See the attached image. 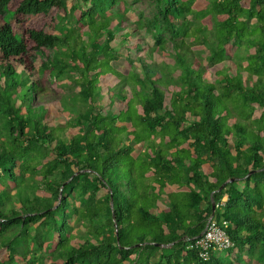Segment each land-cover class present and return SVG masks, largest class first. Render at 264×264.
Listing matches in <instances>:
<instances>
[{
	"label": "trees",
	"instance_id": "16d2710c",
	"mask_svg": "<svg viewBox=\"0 0 264 264\" xmlns=\"http://www.w3.org/2000/svg\"><path fill=\"white\" fill-rule=\"evenodd\" d=\"M153 2L0 0V264H264V0ZM34 52L78 91L34 107ZM225 194L234 246L205 261Z\"/></svg>",
	"mask_w": 264,
	"mask_h": 264
},
{
	"label": "rangeland",
	"instance_id": "374dc122",
	"mask_svg": "<svg viewBox=\"0 0 264 264\" xmlns=\"http://www.w3.org/2000/svg\"><path fill=\"white\" fill-rule=\"evenodd\" d=\"M126 1H127V5L129 8L128 16L131 19H137L140 12H143L146 16H150L152 14V9L154 8L153 0H126ZM61 24L63 27L70 26V25L74 26L73 18L68 15V17L65 18L61 22ZM48 31L54 32L60 36H62V33L64 32L57 27L49 28ZM82 31L83 30L81 29V32ZM146 39L151 40L152 38L149 35ZM118 43L119 45L116 46L117 50H120L122 53H126L125 48L122 46V44H120V40ZM232 50L234 52L235 48H232ZM53 53L54 51H52V54ZM147 53H148L147 50L141 52L142 57L146 58ZM33 57L35 58L34 59L35 64L39 72V67L41 66L42 62L46 61L47 59L43 55H40L37 53L35 54V52L33 53ZM214 70L215 68H213L211 72H213ZM36 77H37L36 79H40L43 85H45V91H43L42 93L36 94L35 98L31 102L34 107L44 106L45 109H47V103L60 102L65 97L72 96V93H76L79 89V86L74 85V82L70 81L69 79H63L60 81L54 77H50L40 72L36 75ZM116 86H118L119 89L124 88L125 90H128V87L126 88V84L123 82L117 83ZM101 94H102L101 103L103 105H107L110 94L108 92H102ZM54 109L56 110L57 108L54 107ZM60 109L63 111L62 105L60 106ZM72 109L76 110L77 108L75 106H72ZM66 119L67 118L65 114L63 113L60 114L59 112H57L55 120L52 122L53 126H58V125L65 126ZM237 120L244 121V119L242 118H238ZM61 135L68 136L69 135L68 129L61 131ZM44 193H45L44 195L49 194L48 192H44ZM164 199H165V195H164ZM76 203L79 204V201H77V199H76ZM80 225H81L80 223L75 224L74 229L72 230L73 234H77L80 231L79 229H81L82 231H85L84 228H78ZM77 239H80V238H77ZM227 252L228 251H225V252L222 251L221 253L223 256H227ZM247 255L248 254L244 252V256L247 257ZM38 256L41 257L40 264H50L53 254H51L49 248L45 247L44 249L38 251Z\"/></svg>",
	"mask_w": 264,
	"mask_h": 264
},
{
	"label": "built area",
	"instance_id": "2783aa9c",
	"mask_svg": "<svg viewBox=\"0 0 264 264\" xmlns=\"http://www.w3.org/2000/svg\"><path fill=\"white\" fill-rule=\"evenodd\" d=\"M229 225L230 222L227 220L218 221L214 215L210 216L202 234L195 237L194 242H191L188 248L197 249L199 256L205 261L210 260L216 252L228 251L234 246L227 231Z\"/></svg>",
	"mask_w": 264,
	"mask_h": 264
},
{
	"label": "crops",
	"instance_id": "0c3cea01",
	"mask_svg": "<svg viewBox=\"0 0 264 264\" xmlns=\"http://www.w3.org/2000/svg\"><path fill=\"white\" fill-rule=\"evenodd\" d=\"M208 167H210L209 165H207ZM243 185V183H239V186H242ZM178 187V185H174V186H172V188L173 189H175V188H177ZM181 189H183V190H189V188H188V186H184V187H182V188H180V189H178V190H181ZM163 198H164V195H163ZM227 199H228V195L227 194H225L222 198H221V200H219L218 202H216V209L217 208H224V206H225V203H226V201H227ZM210 200H211V203H212V195L210 196ZM166 202V201H165ZM167 203V202H166ZM223 203H224V206H223ZM207 205H208V203H207V201H205V202H203L202 203V205H201V208H205V207H207ZM216 211V210H215ZM184 237H186V235H184ZM223 257V256H222ZM231 260H232V258H230Z\"/></svg>",
	"mask_w": 264,
	"mask_h": 264
},
{
	"label": "water",
	"instance_id": "95a60500",
	"mask_svg": "<svg viewBox=\"0 0 264 264\" xmlns=\"http://www.w3.org/2000/svg\"><path fill=\"white\" fill-rule=\"evenodd\" d=\"M234 181H235V178H230L229 180H227L226 182L223 183V185L218 189V191H220L225 184H227L229 182H234ZM212 209H213V215H214L215 210H216V201L214 200L213 195H212ZM202 232L200 234H202Z\"/></svg>",
	"mask_w": 264,
	"mask_h": 264
}]
</instances>
